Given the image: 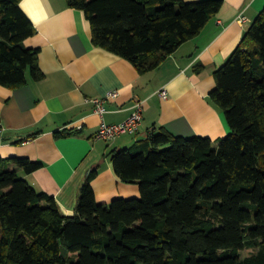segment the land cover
Masks as SVG:
<instances>
[{
	"label": "trees",
	"instance_id": "trees-1",
	"mask_svg": "<svg viewBox=\"0 0 264 264\" xmlns=\"http://www.w3.org/2000/svg\"><path fill=\"white\" fill-rule=\"evenodd\" d=\"M20 0H0V85L39 80L35 28ZM95 45L138 71L158 67L196 36L222 0H66ZM209 97L230 132L217 142L158 128L133 149L109 152L140 196L98 203L89 174L75 211L37 191L24 173L41 164L0 158V264H264V7L213 73ZM245 250L249 252L243 254Z\"/></svg>",
	"mask_w": 264,
	"mask_h": 264
},
{
	"label": "crops",
	"instance_id": "crops-1",
	"mask_svg": "<svg viewBox=\"0 0 264 264\" xmlns=\"http://www.w3.org/2000/svg\"><path fill=\"white\" fill-rule=\"evenodd\" d=\"M19 6L35 28L24 44L38 48L43 77L33 80L27 73L22 86L0 85V158L26 157L40 163L29 173L19 169L18 175L53 196L64 214L74 213L80 187L95 171L90 184L98 203L140 196L138 184L125 183L115 174L111 151L133 149L158 128L213 142L230 132L209 97L215 87L213 73L238 46L264 0H222L200 33L158 67L143 72L95 45L84 12L66 0H20ZM162 89L166 97L160 95ZM113 90L117 96L104 102L106 111L99 116L90 99L105 98ZM138 101L143 117L136 134L94 138L102 120L124 121Z\"/></svg>",
	"mask_w": 264,
	"mask_h": 264
},
{
	"label": "built area",
	"instance_id": "built-area-1",
	"mask_svg": "<svg viewBox=\"0 0 264 264\" xmlns=\"http://www.w3.org/2000/svg\"><path fill=\"white\" fill-rule=\"evenodd\" d=\"M244 17L241 16L239 21H243ZM162 97H166V91L164 89L159 90ZM117 96V91L107 92L105 98H91L94 103V111L99 116H102L106 109L104 102L106 100L114 99ZM143 117L142 102L138 101L133 105L131 114L122 122L118 123H106L103 120L100 122L97 130L93 133L95 139L112 140L121 135H134L138 131ZM0 129H2L0 125Z\"/></svg>",
	"mask_w": 264,
	"mask_h": 264
},
{
	"label": "rangeland",
	"instance_id": "rangeland-1",
	"mask_svg": "<svg viewBox=\"0 0 264 264\" xmlns=\"http://www.w3.org/2000/svg\"><path fill=\"white\" fill-rule=\"evenodd\" d=\"M249 251L248 250H245L244 252H243V254H247Z\"/></svg>",
	"mask_w": 264,
	"mask_h": 264
}]
</instances>
